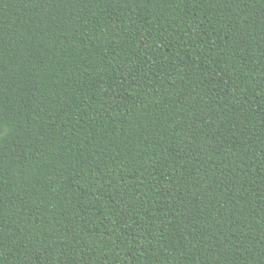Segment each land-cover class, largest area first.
<instances>
[{
  "label": "trees",
  "instance_id": "1",
  "mask_svg": "<svg viewBox=\"0 0 264 264\" xmlns=\"http://www.w3.org/2000/svg\"><path fill=\"white\" fill-rule=\"evenodd\" d=\"M0 264H264V0H0Z\"/></svg>",
  "mask_w": 264,
  "mask_h": 264
}]
</instances>
